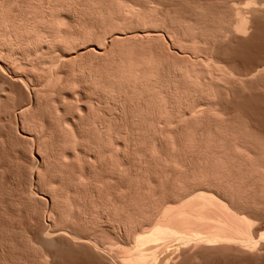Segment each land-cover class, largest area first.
<instances>
[{"label": "bare ground", "instance_id": "obj_1", "mask_svg": "<svg viewBox=\"0 0 264 264\" xmlns=\"http://www.w3.org/2000/svg\"><path fill=\"white\" fill-rule=\"evenodd\" d=\"M184 1L0 0V119H20L53 226L22 246L38 258L59 238L93 264L257 245L241 209L264 193V140L221 98L264 63L240 73L213 52L258 6Z\"/></svg>", "mask_w": 264, "mask_h": 264}, {"label": "rangeland", "instance_id": "obj_2", "mask_svg": "<svg viewBox=\"0 0 264 264\" xmlns=\"http://www.w3.org/2000/svg\"><path fill=\"white\" fill-rule=\"evenodd\" d=\"M180 1V4H183L181 6L187 5L186 1ZM182 1L185 3H182ZM236 1L238 2L234 3L239 5L238 7H243V10L244 6H246L245 10L248 11V8L251 9L253 5L254 8L257 5L258 9L255 8L257 10L254 12V16L248 14L252 17L248 30L242 36L233 34L231 38L229 35L230 39L225 41V38L222 39L223 43L219 41L220 47L215 48L213 54L216 53V56H214L219 62L226 64V67L236 72L245 73L249 68H253L252 65H255V63H264V0ZM251 83L243 85V88L242 84L241 87L238 85L232 87V90L227 93L229 98L228 95L221 98L222 106H226L227 108H224L225 112L236 117V120L246 121L245 123L253 131L256 133L259 131L258 133H261V138L264 140V109H261L264 107V80H252ZM260 124L261 126H259ZM19 129L20 119H15L12 115L10 119H0V264H93L92 258L88 254L87 258L86 252L80 246L68 241L64 242L60 238L55 243L53 256L45 258V260L48 258L47 261L38 258L36 254H33L32 249L22 247L24 244L28 246L37 243L36 238L39 231L51 229L53 226L46 213H43V204L34 200L37 195L35 187L28 186V174L35 170L34 163L38 156L34 152L31 155L29 149L31 142L19 141L18 134H16L20 132ZM259 192V195L255 193L257 195L252 197H255V200L250 201L252 204L249 202V205L247 204L246 207H243L244 209H241L250 212V215L245 214H248L250 220H253L252 224L250 221V228L253 239L258 240V243L251 248L252 251L223 247L211 248L206 249L207 251L202 250L199 252L200 255L187 258L188 260L184 261L185 264H264V241L262 240L264 238H260V232H264V193ZM41 207L43 208L42 211Z\"/></svg>", "mask_w": 264, "mask_h": 264}]
</instances>
